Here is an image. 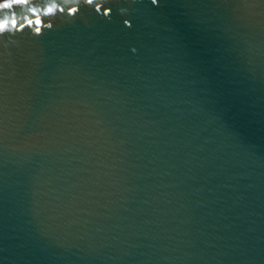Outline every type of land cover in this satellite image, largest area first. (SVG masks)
<instances>
[{
  "label": "water",
  "instance_id": "1",
  "mask_svg": "<svg viewBox=\"0 0 264 264\" xmlns=\"http://www.w3.org/2000/svg\"><path fill=\"white\" fill-rule=\"evenodd\" d=\"M121 3L0 41V264H264V0Z\"/></svg>",
  "mask_w": 264,
  "mask_h": 264
},
{
  "label": "snow or ice",
  "instance_id": "2",
  "mask_svg": "<svg viewBox=\"0 0 264 264\" xmlns=\"http://www.w3.org/2000/svg\"><path fill=\"white\" fill-rule=\"evenodd\" d=\"M160 2L149 0L156 6ZM114 10L126 11L121 0H0V41L9 34L24 33L25 29L32 30L36 38H42L43 29L51 30L59 22L74 24L85 13L93 11L110 21ZM123 23L132 27L128 19Z\"/></svg>",
  "mask_w": 264,
  "mask_h": 264
}]
</instances>
